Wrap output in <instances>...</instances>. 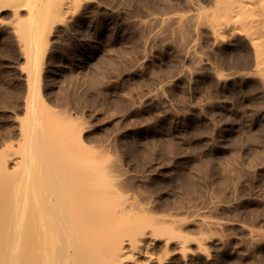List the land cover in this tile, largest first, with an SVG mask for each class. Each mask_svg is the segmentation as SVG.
Listing matches in <instances>:
<instances>
[{"label":"rangeland","instance_id":"374dc122","mask_svg":"<svg viewBox=\"0 0 264 264\" xmlns=\"http://www.w3.org/2000/svg\"><path fill=\"white\" fill-rule=\"evenodd\" d=\"M40 1L0 9V152L30 119L19 27L43 17ZM213 1L70 0L30 57L36 105L58 114L36 122L44 146L70 121L117 164L124 195L173 228L147 237L139 264H264V39Z\"/></svg>","mask_w":264,"mask_h":264},{"label":"bare ground","instance_id":"6f19581e","mask_svg":"<svg viewBox=\"0 0 264 264\" xmlns=\"http://www.w3.org/2000/svg\"><path fill=\"white\" fill-rule=\"evenodd\" d=\"M213 3L227 21L247 11L264 39V0ZM40 4L36 9L43 17L19 27L30 62V119L16 127L22 146L11 144L0 152V264H139L135 256L147 253L146 239L161 237L162 231L173 233L172 227L153 221L124 195L117 164L84 147L70 121L55 132L58 137L45 145L46 151L45 130L36 129L37 123H48L58 114L45 101L36 105L40 70L30 57L38 49L42 26L65 13L70 0ZM6 6L0 0V9ZM30 10L33 14L34 6Z\"/></svg>","mask_w":264,"mask_h":264}]
</instances>
